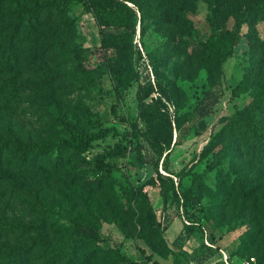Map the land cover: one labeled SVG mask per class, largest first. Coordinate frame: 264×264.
<instances>
[{
	"label": "rangeland",
	"instance_id": "rangeland-1",
	"mask_svg": "<svg viewBox=\"0 0 264 264\" xmlns=\"http://www.w3.org/2000/svg\"><path fill=\"white\" fill-rule=\"evenodd\" d=\"M115 1L134 11L0 0V264H118L111 248L190 264L208 256L187 251L191 234L239 239L241 256L260 264L247 245L264 226V144L238 115L264 127V0ZM100 31L106 45L86 71L63 54L101 46ZM108 128L89 148L58 145L72 130ZM117 145L126 156L107 157ZM211 159L219 165L207 172ZM65 214L109 242L63 253ZM177 217L187 230L171 249Z\"/></svg>",
	"mask_w": 264,
	"mask_h": 264
},
{
	"label": "trees",
	"instance_id": "trees-1",
	"mask_svg": "<svg viewBox=\"0 0 264 264\" xmlns=\"http://www.w3.org/2000/svg\"><path fill=\"white\" fill-rule=\"evenodd\" d=\"M134 6H136L139 10L143 7V2H140L139 0H127ZM117 3V4H115ZM84 4H87V1L84 2ZM115 5H124L126 7L127 4L122 1H115V0H88V6L95 11H102L105 12L109 7L115 6ZM38 6H35L32 10V14H28V19H34V14L37 11ZM129 11L133 12V8L128 7ZM74 20L69 16L67 21L68 23H72ZM100 34L102 35L101 39V46H97L94 48H85L82 46H78L75 48L67 49L63 52V54L70 59L79 62L83 66V70L86 71L87 67L84 66L83 61L87 58V56L93 55V54H99L102 51V48L106 45V39L104 38V35L100 31ZM81 86L85 87L86 82L85 80H81ZM243 119V122L241 123V131L242 133L248 137L250 140H253L257 143L264 144V127L262 126L260 120L258 119L256 114H251L248 117L243 116L242 114H239ZM111 133L115 134L114 130L111 128H108L106 130H103L98 133H80L76 130L71 131L70 139L64 140L58 143L60 146H64L68 149L73 150H82L86 149L92 146V144L96 141L103 140L106 137H108ZM220 135V132L215 134V138ZM211 143V142H210ZM217 143L211 145V151L213 155L217 154L219 150H216ZM39 151L46 152L47 150L39 149ZM216 151V153H215ZM47 153V152H46ZM127 154L126 152V146L124 145H117L114 150L107 154V157H113V156H119V157H125ZM219 165L218 161L210 160V163L207 167V172L212 171ZM193 187V186H192ZM191 187V188H192ZM195 204L198 205L199 201L197 198H195ZM263 213L262 217L264 219V211H261ZM256 218H254L255 220ZM258 219V218H257ZM65 220L69 221L71 223L72 231L68 235V239L64 246L61 248V251L63 253H70V256L72 258L77 257V253L79 251L84 250L88 246H97L99 244H106L109 242L110 237H104L100 230L97 228V226L85 222L81 220L80 218L73 216L71 214H65ZM256 228L257 230L253 231L251 235L255 236L254 239L248 240L247 247L249 248H256V250L259 253V256L261 257L260 264H264V239L262 237V230L264 226L260 224L257 221ZM185 229L187 230V226L185 225ZM212 235V232L210 233ZM259 237V241H258ZM211 238H214V236H211ZM242 241L240 240V245L237 250L238 253H240V248L242 247ZM112 258L117 261L118 264H161L159 259L155 258L154 252H150L147 254L145 249H141L140 253L142 254V262H137L135 260H131L125 255H122L118 250H114L113 248L110 249ZM172 254L173 252L170 251ZM241 255V254H240ZM173 256V254H172ZM174 264H180V261H174Z\"/></svg>",
	"mask_w": 264,
	"mask_h": 264
},
{
	"label": "crops",
	"instance_id": "crops-1",
	"mask_svg": "<svg viewBox=\"0 0 264 264\" xmlns=\"http://www.w3.org/2000/svg\"><path fill=\"white\" fill-rule=\"evenodd\" d=\"M172 228H175L172 230ZM185 229V225L180 218H175L166 230V238L169 247L173 249V244L176 238ZM204 243V244H203ZM206 245V246H203ZM240 245L239 239L226 240L224 238H211L205 241L198 240L193 234L186 241L185 247L189 253L201 249H207L208 256L203 257L200 262L190 261V264H253L249 259H246L237 252ZM149 252H147L148 254ZM187 257V254H186ZM173 260V259H172ZM174 264V261L166 262ZM162 264V263H161Z\"/></svg>",
	"mask_w": 264,
	"mask_h": 264
},
{
	"label": "built area",
	"instance_id": "built-area-1",
	"mask_svg": "<svg viewBox=\"0 0 264 264\" xmlns=\"http://www.w3.org/2000/svg\"><path fill=\"white\" fill-rule=\"evenodd\" d=\"M228 264V263H227Z\"/></svg>",
	"mask_w": 264,
	"mask_h": 264
}]
</instances>
